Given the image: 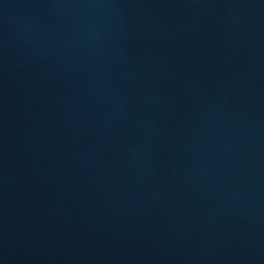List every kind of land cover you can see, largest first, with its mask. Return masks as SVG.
<instances>
[{
  "label": "water",
  "instance_id": "water-1",
  "mask_svg": "<svg viewBox=\"0 0 264 264\" xmlns=\"http://www.w3.org/2000/svg\"><path fill=\"white\" fill-rule=\"evenodd\" d=\"M0 264H264V0H0Z\"/></svg>",
  "mask_w": 264,
  "mask_h": 264
}]
</instances>
